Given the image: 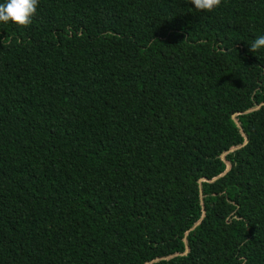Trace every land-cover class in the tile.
Listing matches in <instances>:
<instances>
[{
  "label": "trees",
  "instance_id": "16d2710c",
  "mask_svg": "<svg viewBox=\"0 0 264 264\" xmlns=\"http://www.w3.org/2000/svg\"><path fill=\"white\" fill-rule=\"evenodd\" d=\"M261 35L264 0L0 22V264H264Z\"/></svg>",
  "mask_w": 264,
  "mask_h": 264
},
{
  "label": "clouds",
  "instance_id": "9594fccd",
  "mask_svg": "<svg viewBox=\"0 0 264 264\" xmlns=\"http://www.w3.org/2000/svg\"><path fill=\"white\" fill-rule=\"evenodd\" d=\"M197 11L211 12L219 7L221 0H188ZM39 6V0H5L0 3V22H12L20 27H28ZM264 48V35L257 37L250 45L252 53Z\"/></svg>",
  "mask_w": 264,
  "mask_h": 264
}]
</instances>
